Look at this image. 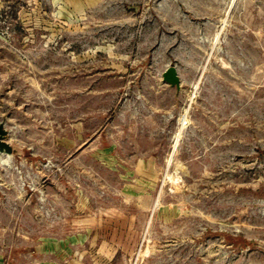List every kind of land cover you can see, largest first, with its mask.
Here are the masks:
<instances>
[{"label": "rangeland", "instance_id": "rangeland-1", "mask_svg": "<svg viewBox=\"0 0 264 264\" xmlns=\"http://www.w3.org/2000/svg\"><path fill=\"white\" fill-rule=\"evenodd\" d=\"M0 264H264V0H0Z\"/></svg>", "mask_w": 264, "mask_h": 264}, {"label": "water", "instance_id": "water-1", "mask_svg": "<svg viewBox=\"0 0 264 264\" xmlns=\"http://www.w3.org/2000/svg\"><path fill=\"white\" fill-rule=\"evenodd\" d=\"M6 131L0 126V149L5 150L9 153L12 152V147L4 140Z\"/></svg>", "mask_w": 264, "mask_h": 264}]
</instances>
